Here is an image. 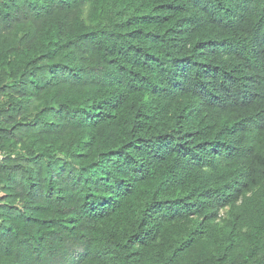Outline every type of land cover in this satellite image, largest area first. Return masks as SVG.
Instances as JSON below:
<instances>
[{
	"label": "trees",
	"instance_id": "1",
	"mask_svg": "<svg viewBox=\"0 0 264 264\" xmlns=\"http://www.w3.org/2000/svg\"><path fill=\"white\" fill-rule=\"evenodd\" d=\"M0 264H264V0H0Z\"/></svg>",
	"mask_w": 264,
	"mask_h": 264
},
{
	"label": "rangeland",
	"instance_id": "2",
	"mask_svg": "<svg viewBox=\"0 0 264 264\" xmlns=\"http://www.w3.org/2000/svg\"><path fill=\"white\" fill-rule=\"evenodd\" d=\"M0 194H1V192H0Z\"/></svg>",
	"mask_w": 264,
	"mask_h": 264
}]
</instances>
